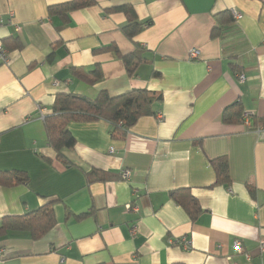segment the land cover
<instances>
[{"label":"crops","instance_id":"1","mask_svg":"<svg viewBox=\"0 0 264 264\" xmlns=\"http://www.w3.org/2000/svg\"><path fill=\"white\" fill-rule=\"evenodd\" d=\"M69 1L0 0V44L23 43L0 65V171L30 177L0 184V218L53 202L57 219L38 239L28 231L0 234V264H264V128L222 118L237 100L246 116L264 118V0H95L67 18L49 14ZM124 4L151 21L134 41L122 31L126 14L113 10ZM227 9L240 14L233 30L212 37L216 15ZM137 44L148 60L134 76L103 50L130 54ZM97 66L103 78L94 84L77 73ZM131 89L161 92L157 114L141 117L125 139L111 137L105 119L71 123L76 146L65 154L73 165H64L45 126L56 95ZM221 157L229 186L217 183L212 160ZM93 169L116 177L89 183ZM125 169L129 180L120 175ZM180 188L203 209L195 221L170 195ZM183 238L190 249L179 244Z\"/></svg>","mask_w":264,"mask_h":264},{"label":"trees","instance_id":"2","mask_svg":"<svg viewBox=\"0 0 264 264\" xmlns=\"http://www.w3.org/2000/svg\"><path fill=\"white\" fill-rule=\"evenodd\" d=\"M95 0H71L62 4L49 7L51 16L61 15L67 18L69 13L76 9H81L95 4ZM122 11L127 16V22L122 27L123 33L131 40L151 23L141 21L131 4H124L113 8ZM217 24L213 28L212 37H225L233 30L237 17L229 9L216 15ZM136 43V42H135ZM3 45L10 52L13 49H21L23 43L18 38L5 39ZM113 50L124 61L130 76H134L137 67L148 59L145 50L137 44L136 50L130 54H122L115 46L103 50ZM235 70H239V65H232ZM79 76L86 82L94 84L103 78L102 68L95 67L90 72H78ZM155 75H158L156 73ZM164 102V95L161 92L148 89H131L122 94L111 95L107 90L99 92L96 98H90L78 93H58L53 104V113L45 116V126L47 132V142L55 150L57 158L66 166L73 163L66 156L65 151L76 146V139L70 131V124L73 122H94L105 119L111 123L110 135L115 139H125L128 132L138 122L141 117L157 114L160 106ZM253 115V116H252ZM245 109L240 100L227 107L222 115L223 121L227 124L245 123ZM251 125L248 130L264 128V118H259L251 114ZM216 174L217 183L229 186L231 177L229 173L228 160L224 157L212 160ZM121 175V174H120ZM89 183L96 181H107L114 179L115 174L93 169L86 173ZM30 177L25 171L11 170L0 171V184L4 186H15L17 184H27ZM250 192L254 193V188L248 185ZM171 197L189 214L192 221H195L203 209L189 188L172 190ZM56 216L53 210V202H50L37 210L30 211L22 215L5 216L0 218V234L9 231H28L33 238L38 239L56 225Z\"/></svg>","mask_w":264,"mask_h":264},{"label":"built area","instance_id":"3","mask_svg":"<svg viewBox=\"0 0 264 264\" xmlns=\"http://www.w3.org/2000/svg\"><path fill=\"white\" fill-rule=\"evenodd\" d=\"M235 16L239 17L240 14L235 12ZM3 22L4 21L2 19H0V24H2ZM17 29L20 30V27L17 26ZM198 54H199V52L197 49L191 50V56L193 58H197ZM9 56H10V52L6 49V47L4 45L0 44V65L7 64L9 61ZM240 77H241V79H244V75H240ZM56 84H58V82H56ZM245 124L247 126L251 125V119H250L249 115L245 116ZM110 152L113 153L114 150L111 149ZM131 175H132V173H131V170H129V169H125L121 172V177L125 180H129ZM130 207L132 209L138 210V207L134 206L133 204H131ZM134 229H136V226L134 227ZM179 244H181V246H183L184 249H190L192 247L191 242L186 238H183V240L179 241ZM234 247H235L237 252H239V253L244 252V246H243V243L240 239H237L234 242ZM260 251H261V253L264 252V241H262L260 243ZM246 257L248 260L251 259V255L248 253H246ZM234 264H239V263H234Z\"/></svg>","mask_w":264,"mask_h":264}]
</instances>
